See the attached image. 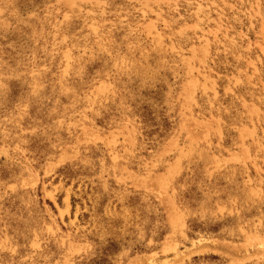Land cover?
I'll list each match as a JSON object with an SVG mask.
<instances>
[{"label":"rangeland","instance_id":"obj_1","mask_svg":"<svg viewBox=\"0 0 264 264\" xmlns=\"http://www.w3.org/2000/svg\"><path fill=\"white\" fill-rule=\"evenodd\" d=\"M0 264H264V0H0Z\"/></svg>","mask_w":264,"mask_h":264}]
</instances>
